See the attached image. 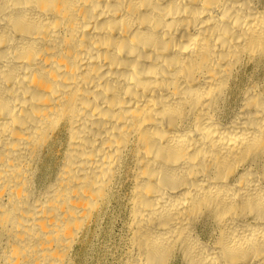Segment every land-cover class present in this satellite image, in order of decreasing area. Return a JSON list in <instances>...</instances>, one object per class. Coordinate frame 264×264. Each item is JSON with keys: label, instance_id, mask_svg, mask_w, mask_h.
I'll list each match as a JSON object with an SVG mask.
<instances>
[{"label": "bare ground", "instance_id": "obj_1", "mask_svg": "<svg viewBox=\"0 0 264 264\" xmlns=\"http://www.w3.org/2000/svg\"><path fill=\"white\" fill-rule=\"evenodd\" d=\"M0 264H264V0H0Z\"/></svg>", "mask_w": 264, "mask_h": 264}]
</instances>
